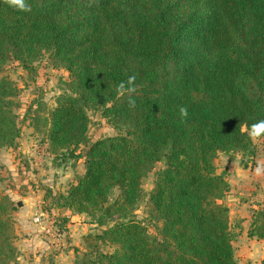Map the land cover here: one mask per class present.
<instances>
[{"label":"trees","instance_id":"16d2710c","mask_svg":"<svg viewBox=\"0 0 264 264\" xmlns=\"http://www.w3.org/2000/svg\"><path fill=\"white\" fill-rule=\"evenodd\" d=\"M24 2L27 10L0 0V148L20 136L19 89L5 65L31 71L47 57L68 73V92L50 109L39 104L32 127L53 158L81 159L83 172L46 198L105 226L83 235L73 264H239L214 158L252 153L251 126L264 120V0ZM90 110L121 133L89 143ZM159 162L146 200L158 222L151 235L134 211ZM16 209L0 195V264L16 259ZM57 221L63 233L67 217ZM247 238L264 240V207Z\"/></svg>","mask_w":264,"mask_h":264},{"label":"rangeland","instance_id":"374dc122","mask_svg":"<svg viewBox=\"0 0 264 264\" xmlns=\"http://www.w3.org/2000/svg\"><path fill=\"white\" fill-rule=\"evenodd\" d=\"M2 75L12 80L19 89L17 98L19 107L15 114L20 136L14 149L0 148V195H6L17 206L13 216L16 223V238L13 243L16 259L10 264H15L17 258L24 254L30 257L24 261L27 264L31 262L33 253L29 241L32 239L41 240L44 242L43 245L52 248L47 254L48 260L53 261L52 264H73L74 249L81 250L78 252L84 251L83 235L100 233L105 226H99L91 217L67 211L57 212L52 207V202L46 198L47 194L65 193L76 177L82 174L83 164L81 159L68 155L64 158H53L47 150L45 136L32 127L34 123L32 120L35 111L38 112L39 104L50 109L60 95L68 92V73L61 68L53 67L47 57H42L33 64L31 71L23 69L11 60L5 65ZM87 114L90 119L87 134L89 143L121 133L112 128L99 112L90 110ZM251 139L252 153H217L214 158L216 174L222 176L228 185V191L220 203L228 208L230 229L236 236L233 243L234 253L239 264L258 262L259 251L256 253L257 247L248 244L247 232L241 225L249 227L253 211L264 207V174L255 173L258 165L264 166V135ZM85 150V147H79L76 155H83ZM163 168L164 163L159 162L148 172L142 184L145 198L134 211L151 235H156L158 222L149 218L146 200L153 188L156 173ZM234 179L238 181L235 184V188L239 189L236 194L229 191V185ZM249 186L263 196L256 205L255 201L244 200L250 198L248 194H251L252 190H246ZM229 196L232 198L229 199ZM39 215L42 224L37 223ZM62 215L67 217L63 233L59 231L57 221L62 219ZM240 215L244 218L242 219ZM41 249L43 248H39Z\"/></svg>","mask_w":264,"mask_h":264},{"label":"crops","instance_id":"0c3cea01","mask_svg":"<svg viewBox=\"0 0 264 264\" xmlns=\"http://www.w3.org/2000/svg\"><path fill=\"white\" fill-rule=\"evenodd\" d=\"M235 180L236 179L232 180V183L229 185V191L233 192V194L238 193L237 191L239 190L238 188H235V184L238 182V181H235ZM246 190L247 191L252 190V191H250L251 194L250 193L248 194V197H250V198H246L244 200L245 201L248 200L249 202L255 201L254 205H256V203L258 201H260L261 198L263 197L262 195L258 194L255 191V189L253 190L252 188H250V186ZM253 191H254V193H253ZM232 196H229V199H231ZM240 216H241L242 219L244 218L242 215H240ZM246 223H247V221H246ZM241 227H242V229L244 228L245 231L247 232V228L248 227H246V225L242 224ZM246 241L248 242L249 245H251V246L253 245V246L257 247L256 248V253L259 251V259H258L257 264H259L260 261L264 258V240H256V239H249L248 238V240H246ZM29 242H30L29 245L32 246L31 247V253H33L32 254L33 255V259H31V262H29V264H52L53 261H50V259L48 260V257H47V254H49V252L52 250V248L43 245L44 242L41 241V240H38V239L37 240L36 239H32ZM36 246H37L38 249L36 248ZM39 248H43V249L39 250ZM39 251L42 252V253L45 252V254L38 253ZM37 253H38V255H37ZM22 258H23V260H22ZM29 258L30 257H28V255H25V254L23 256H19V258H17V261H16L15 264H27V262L24 261V260H27ZM55 262H56V260H54V263Z\"/></svg>","mask_w":264,"mask_h":264},{"label":"clouds","instance_id":"9594fccd","mask_svg":"<svg viewBox=\"0 0 264 264\" xmlns=\"http://www.w3.org/2000/svg\"><path fill=\"white\" fill-rule=\"evenodd\" d=\"M7 2L10 6L15 7L18 10H27V6H26L24 0H7ZM134 80H135V76H129L128 81H127L128 85H132ZM117 90L118 91H124L125 90V83L121 82L117 86ZM126 90L131 92L133 90V88L128 87ZM180 115H181V118L186 116L187 110L183 107L180 108ZM261 133H264V120L259 121L256 124H253L251 126L249 135L251 138H257L261 135ZM255 173H256V175L264 174V166L258 165L255 169Z\"/></svg>","mask_w":264,"mask_h":264},{"label":"built area","instance_id":"2783aa9c","mask_svg":"<svg viewBox=\"0 0 264 264\" xmlns=\"http://www.w3.org/2000/svg\"><path fill=\"white\" fill-rule=\"evenodd\" d=\"M40 217V215L37 217V223H39V224H42L41 223V217ZM51 231L53 232V230L51 229ZM53 234L55 235V233L53 232ZM52 237H54V236H52Z\"/></svg>","mask_w":264,"mask_h":264}]
</instances>
